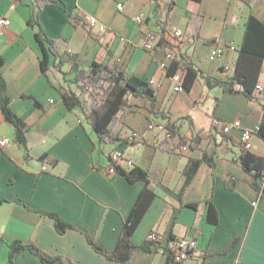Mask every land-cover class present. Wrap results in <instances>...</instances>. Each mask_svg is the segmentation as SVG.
<instances>
[{
    "label": "crops",
    "instance_id": "crops-1",
    "mask_svg": "<svg viewBox=\"0 0 264 264\" xmlns=\"http://www.w3.org/2000/svg\"><path fill=\"white\" fill-rule=\"evenodd\" d=\"M62 1L64 7L44 6L38 18L46 34L57 40L65 75L52 65L47 74L41 70L36 28L28 24L35 0H0V15L11 20L0 27L2 74L13 111L30 125L31 154L25 158L13 140L14 128L0 115V139L7 140L0 145V200H6L0 203V264H9V243L15 240L35 243L49 255L76 264H121L96 251L87 237L95 234L104 249H115L145 186L142 180L130 183L123 174L109 172L115 149L123 151L125 169L133 166L131 161L150 171V187L156 192L132 235L135 245L157 229L164 240L170 233L197 239L194 253L182 264H264V200L252 184L253 176L238 162L240 131L225 133L213 125L214 117L228 122L240 119L244 127L256 129L263 117L264 90H256L252 100L215 83L233 73L237 49L214 61L209 58L215 44L240 46L248 15L252 12L264 20V0H174L171 10L172 0ZM87 14L95 15L108 31L90 29L84 19ZM161 24L166 30L170 25L171 30L183 32L182 47L177 49L203 72L190 92L174 91L172 78L160 68L165 49L144 47L148 32L160 33ZM93 62H117L127 73L152 80L157 87L155 110L167 111L187 142L192 136L198 142L191 141L185 152L170 154L158 148L167 131L150 129L148 124L166 120L156 117L150 111L151 101L139 96L132 99L131 110L119 115L122 123L117 130L125 135L133 129L141 137L100 143L85 115L70 110L57 88L76 89L70 83L73 72L89 71ZM258 83H264V64ZM23 95L35 97L41 106ZM250 151L264 156V139L255 134ZM44 153L58 164L39 161ZM204 154L213 157L216 165L203 162L181 193L188 158ZM228 176L235 180L232 188L226 185ZM207 200L218 209V225L206 221ZM192 203L197 207L189 206ZM41 211L57 213L75 228L61 234L55 220ZM232 242L227 255L217 254ZM166 258L161 249L139 250L130 264H164ZM14 260L44 264L29 250L18 252Z\"/></svg>",
    "mask_w": 264,
    "mask_h": 264
},
{
    "label": "trees",
    "instance_id": "trees-1",
    "mask_svg": "<svg viewBox=\"0 0 264 264\" xmlns=\"http://www.w3.org/2000/svg\"><path fill=\"white\" fill-rule=\"evenodd\" d=\"M50 4H58L64 7V2L62 0H35L34 11L28 20V24L36 28L35 41L41 55L40 65L42 72L47 74L52 65L56 71L65 75L67 74V72L63 70V65L65 63L61 60L57 40L46 34L38 18L40 10H42L44 6ZM174 4L175 2L172 0L170 10ZM160 27L161 30L160 33H158L159 38L155 44V49L175 47L181 49V40L167 31L165 25L161 24ZM237 51L238 55L234 63L233 73L225 80L216 79L215 83L221 85L226 91L244 93L248 98L254 100L256 85L264 64V20L260 19L252 12L246 19L243 39ZM51 59L53 60L51 61ZM3 65L4 59L0 56V115L5 122L14 128L13 140L23 149L25 158L29 159L31 158L28 143L30 125L12 109L13 99L7 91V83L2 74ZM179 70L182 71V87L184 90L190 92L194 82L203 72L192 62L187 54L182 53L180 50L176 52L169 67L165 71L169 77H172ZM73 74L74 77L70 80V83L75 84L76 89L71 87V85L58 86L57 88L61 91L64 102L70 110L85 115L86 120L95 131L100 143L108 144L116 143L119 140H127L126 135L121 134V129L117 130L118 126L122 123L121 116L119 115L131 110L132 99L139 96L149 99L151 101L150 111H152L156 117L166 120L164 126L167 135L159 142L157 145L158 148L171 154L178 151L181 146L187 143V137L179 132L178 124L170 121L169 113L164 110H155V104L158 100L157 87L150 80H145L136 75L127 73L117 62L111 65L102 62H93L89 71L78 69L74 71ZM206 79L207 82H209V78ZM23 97L32 99L37 106H41L35 97L28 95H23ZM256 134L264 139V106L263 117L259 124V128L256 130ZM190 140L194 143L198 142L197 137L192 136ZM109 158L110 166H114L117 172L126 176L130 183L142 180L145 186L124 222L115 249L111 251L104 249L100 245L95 234H87V237L96 251L121 264H130L136 251L153 252L165 248L161 241L147 239L141 245H135L132 242V235L148 210L151 202L156 197V192L150 187L151 173L149 170L134 163L130 169H125L121 165H117L113 161L111 155ZM37 159L53 166L58 164V160L47 153L38 156ZM203 162H207L211 166L216 165L214 158L207 154H204L201 158H188L187 165L184 169L185 182L181 189V193L191 183ZM238 162L253 176L254 180L252 184L257 189L259 196L264 199V156L254 154L242 144ZM234 184L235 180L228 176L226 180L227 187L232 188ZM4 201L6 200H0V203ZM197 205V203H192L189 206L196 208ZM205 205L207 207L206 221L218 225L220 216L215 204L212 200H207L205 201ZM41 212L55 220L56 230L61 234L65 233L68 229L75 228L72 224L63 220L57 213ZM174 238V235L170 233L168 240ZM9 246V264H15V255L24 250H29L37 255L44 264H76L61 255H49L32 242L24 243L21 240H15L10 242ZM233 246L234 243L232 242L217 252V254L227 255ZM194 251L195 250L189 251L190 257ZM173 263L174 258L171 255H167L164 264Z\"/></svg>",
    "mask_w": 264,
    "mask_h": 264
},
{
    "label": "built area",
    "instance_id": "built-area-1",
    "mask_svg": "<svg viewBox=\"0 0 264 264\" xmlns=\"http://www.w3.org/2000/svg\"><path fill=\"white\" fill-rule=\"evenodd\" d=\"M118 8H122V4L118 3ZM85 22L87 26L90 29H93L94 27H97L100 32H106L108 31V27L100 23L98 18L93 14H87L84 15ZM140 20V18H137ZM11 24V20L4 15H0V27H5ZM167 30L170 32V25H167ZM171 33H173L176 37L180 38L183 35V32L180 29L174 28L171 30ZM159 38L158 33L154 32H148L146 36V42L144 44L145 49L149 51L155 50V44ZM236 46L234 45H224V44H215L212 47V50L210 52V60L214 61L217 57L224 54L226 51H234L236 50ZM176 52H178V49L175 48H168L165 49V58L160 61L159 66L161 69L166 70L172 59L174 58ZM172 81L174 82V91H181L183 89L182 87V71L179 70L176 74H174L172 77ZM153 84L154 82L150 80ZM256 90L262 91L264 90V83H257ZM213 125L214 127L219 128L221 131L225 133H230L234 129H238L240 131L239 140L240 142L245 146V148L251 150L253 148V137L256 134V130L259 128V126L256 129H251L244 127L240 119H235L231 122L222 120L220 118L214 117L213 119ZM148 128L150 129H157L160 131H166V128L163 123H158L154 121H150L148 124ZM127 137V140L134 141L141 137L140 132L136 130H129L128 133L125 134ZM7 140L6 139H0V145H6ZM191 141H188L185 145L181 146V148L178 149L180 152H185L190 149ZM113 161L117 165H121L123 162L124 154L123 151L115 149L110 153ZM130 163L133 165V162L130 161ZM122 166V165H121ZM109 172H117L116 168L114 166H111L109 168ZM261 198V197H260ZM264 200V199H263ZM256 204V203H254ZM149 240L153 241H161L162 245L165 248H162L167 255H171L174 258L173 264H179L184 263L190 258L189 251L195 250L197 247V239L190 238L187 236L182 237H175L172 240H164V238L161 236L160 232L157 229L152 230L148 235Z\"/></svg>",
    "mask_w": 264,
    "mask_h": 264
},
{
    "label": "rangeland",
    "instance_id": "rangeland-1",
    "mask_svg": "<svg viewBox=\"0 0 264 264\" xmlns=\"http://www.w3.org/2000/svg\"><path fill=\"white\" fill-rule=\"evenodd\" d=\"M85 98L87 99V97L85 96Z\"/></svg>",
    "mask_w": 264,
    "mask_h": 264
}]
</instances>
